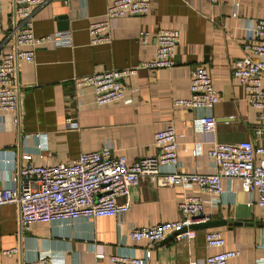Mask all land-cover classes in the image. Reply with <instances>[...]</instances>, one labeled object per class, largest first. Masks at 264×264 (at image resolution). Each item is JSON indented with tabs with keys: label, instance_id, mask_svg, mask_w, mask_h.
<instances>
[{
	"label": "crops",
	"instance_id": "crops-1",
	"mask_svg": "<svg viewBox=\"0 0 264 264\" xmlns=\"http://www.w3.org/2000/svg\"><path fill=\"white\" fill-rule=\"evenodd\" d=\"M12 1L0 0V60L16 49L9 36ZM112 1L49 0L34 9V34L65 33L69 45L46 43L35 50L32 62L16 63L17 109L14 114L0 112V180L5 187L13 186L11 177L23 165L24 155H30L35 166L66 163L104 146L128 164L154 157V135L169 125L175 127L179 143V172L213 173L215 165L207 158L212 142L264 145V133L258 131L263 112L248 105L230 71L232 62L244 56L247 28L264 19V0H239L236 8L230 0L219 5L210 0H150L147 14L111 20L109 41L92 46L89 25L103 19ZM162 29L180 34L174 67L139 68L124 81V99L105 105L94 103L91 88L76 87V80L85 76L151 61L155 34ZM141 32L149 34L146 45L139 42ZM197 67L208 70L219 99L212 111V134L203 133L194 119L200 113L174 106V100L188 98L190 73ZM222 188L221 196L213 197L200 194L193 184L160 186L143 177L132 191L130 209L121 216L38 222L24 233L18 206L4 204L0 264H109L110 255L143 256L148 249L151 258L146 264H205L215 251L206 246L208 230L221 233L224 250L239 252L235 264H264V208L257 205V193L243 192L236 179H222ZM183 196L201 197L203 220L198 223H233L195 230L191 240L174 236L152 248L130 239L132 228L180 221ZM14 249L15 254L4 253ZM96 254L103 257L97 259Z\"/></svg>",
	"mask_w": 264,
	"mask_h": 264
},
{
	"label": "built area",
	"instance_id": "built-area-1",
	"mask_svg": "<svg viewBox=\"0 0 264 264\" xmlns=\"http://www.w3.org/2000/svg\"><path fill=\"white\" fill-rule=\"evenodd\" d=\"M49 0H13L12 25L9 36L16 49L7 52L0 60V112L14 114L17 109L15 70L18 61L32 62L35 50L46 44L68 46L65 33L36 36L33 31L32 14L35 8ZM66 1V0H65ZM224 0H210L221 4ZM236 8L239 0H230ZM150 0H113L101 21L89 25L90 45L109 41L110 21L126 16L139 17L148 13ZM244 56L230 66L231 76L243 88L250 107L262 111L260 134L264 133V19L254 21L248 28ZM155 53L151 61L140 67L105 70L76 80V87H89L94 103L105 105L124 99V81L136 74L139 68L149 70L170 69L176 63V51L180 42L177 30L162 29L155 34ZM148 32H141L139 42L146 45ZM20 48V49H18ZM218 95L205 67H197L190 73L189 96L174 100V106L189 108L200 114L196 119L203 133L215 132L216 121L212 114L218 103ZM13 122H16L14 119ZM193 126V121L189 123ZM154 157L143 158L128 164L122 157H114L110 146L98 151L82 153L77 158L54 165L35 166L30 155L21 157L23 165L13 173L12 187H5L0 180V206L15 204L19 208L20 232H28L38 222H73L78 219L112 218L130 209L132 191L139 180L147 177L160 186L195 185L200 194L219 197L223 193L222 179H236L245 193L258 195L257 205L264 208V145L256 146L250 141L235 143L212 142L207 158L215 165L210 174L185 173L177 170L179 143L173 125L154 135ZM41 148V145L39 146ZM174 168L171 171L165 170ZM178 208L183 216L180 221L160 223L145 228H132L129 237L135 243L145 241L150 248L175 234V238L191 240L195 230L189 227L203 220V201L200 196H183ZM207 248L215 250L207 256L205 264H235L239 252L224 250L225 240L220 232L205 233ZM6 255L17 250L4 252ZM96 254V258H102ZM151 258L148 249L143 256L113 254L109 264H146ZM39 260L29 264H42Z\"/></svg>",
	"mask_w": 264,
	"mask_h": 264
},
{
	"label": "water",
	"instance_id": "water-1",
	"mask_svg": "<svg viewBox=\"0 0 264 264\" xmlns=\"http://www.w3.org/2000/svg\"><path fill=\"white\" fill-rule=\"evenodd\" d=\"M228 223H233V222L230 220L209 221V222H204V223L192 224L189 228L192 230L212 229V228L225 226ZM236 223L239 224V222H234V224ZM174 236L175 234H172L171 236L167 237L164 241H167Z\"/></svg>",
	"mask_w": 264,
	"mask_h": 264
}]
</instances>
